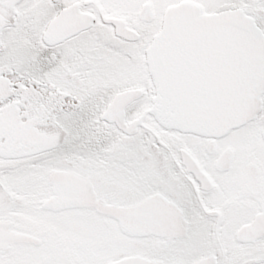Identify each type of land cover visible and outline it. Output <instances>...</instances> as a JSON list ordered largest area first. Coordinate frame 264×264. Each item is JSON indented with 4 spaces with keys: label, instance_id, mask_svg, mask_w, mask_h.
<instances>
[{
    "label": "snow or ice",
    "instance_id": "6c2138e0",
    "mask_svg": "<svg viewBox=\"0 0 264 264\" xmlns=\"http://www.w3.org/2000/svg\"><path fill=\"white\" fill-rule=\"evenodd\" d=\"M0 264H264V0H0Z\"/></svg>",
    "mask_w": 264,
    "mask_h": 264
}]
</instances>
